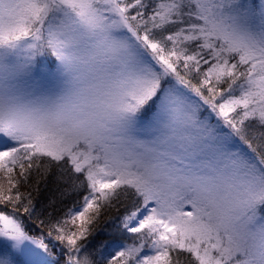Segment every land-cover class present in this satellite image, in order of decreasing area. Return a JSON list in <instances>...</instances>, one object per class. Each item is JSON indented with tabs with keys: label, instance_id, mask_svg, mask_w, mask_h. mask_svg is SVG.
Returning a JSON list of instances; mask_svg holds the SVG:
<instances>
[{
	"label": "snow or ice",
	"instance_id": "obj_1",
	"mask_svg": "<svg viewBox=\"0 0 264 264\" xmlns=\"http://www.w3.org/2000/svg\"><path fill=\"white\" fill-rule=\"evenodd\" d=\"M49 177L82 203L0 212V264H264V0H0V202Z\"/></svg>",
	"mask_w": 264,
	"mask_h": 264
},
{
	"label": "trees",
	"instance_id": "obj_2",
	"mask_svg": "<svg viewBox=\"0 0 264 264\" xmlns=\"http://www.w3.org/2000/svg\"><path fill=\"white\" fill-rule=\"evenodd\" d=\"M193 82L195 83V80ZM256 143L259 144L260 141L256 140ZM64 189V184L49 177L47 187L42 185L40 195L34 200L36 210L33 213L25 214L22 210L16 212L11 205H5L2 202H0V212L19 219L29 235L37 239H44L51 223H54L57 218H62L64 213L76 205L78 201L82 203L81 196L75 193L66 197L62 196ZM21 191H26V189L21 188ZM123 214L124 209L119 205L103 212L95 225L94 233L89 236V241L97 247L133 243L137 234H129L119 227L120 218ZM54 253L60 258L62 248L57 246ZM64 258L66 259V257Z\"/></svg>",
	"mask_w": 264,
	"mask_h": 264
},
{
	"label": "rangeland",
	"instance_id": "obj_3",
	"mask_svg": "<svg viewBox=\"0 0 264 264\" xmlns=\"http://www.w3.org/2000/svg\"><path fill=\"white\" fill-rule=\"evenodd\" d=\"M129 234L133 235V233H129ZM28 248H35V245H28ZM38 251H42V250H38ZM53 258H59V257L55 253H53ZM36 259L37 258L32 256L27 251V249L25 251L17 254V264H32V262L35 261Z\"/></svg>",
	"mask_w": 264,
	"mask_h": 264
}]
</instances>
